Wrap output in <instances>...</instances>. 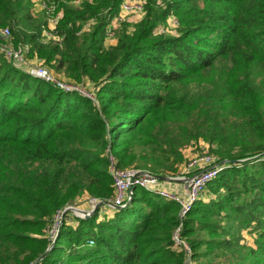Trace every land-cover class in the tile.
<instances>
[{
    "label": "trees",
    "instance_id": "16d2710c",
    "mask_svg": "<svg viewBox=\"0 0 264 264\" xmlns=\"http://www.w3.org/2000/svg\"><path fill=\"white\" fill-rule=\"evenodd\" d=\"M144 1L142 20L121 22L109 46L123 0H43L62 15L60 41L44 40L49 15L33 0H0L13 45L97 100L0 53V264H264V0ZM172 17L177 35L161 33ZM200 140L229 164L183 221L178 203L136 190L121 209L67 212L50 239L68 206L114 199L110 156L166 176ZM181 222L189 263L174 239Z\"/></svg>",
    "mask_w": 264,
    "mask_h": 264
},
{
    "label": "built area",
    "instance_id": "2783aa9c",
    "mask_svg": "<svg viewBox=\"0 0 264 264\" xmlns=\"http://www.w3.org/2000/svg\"><path fill=\"white\" fill-rule=\"evenodd\" d=\"M79 3L80 1H77V4ZM40 9L41 11H46L49 15L47 26L43 31L44 40L60 41V38L57 37L54 32L62 16L61 13L56 14L55 7L43 1ZM135 13L145 15V1L123 0L120 7L119 16L113 20L112 25L108 29V40L114 37V25L122 21L123 16ZM174 22H176V26H178L175 19ZM0 38H2L4 41L2 44H0V53L10 62H12L17 68L21 69L34 78L52 84L61 91L79 93L97 104L94 92L89 91L85 84H79L69 79L57 77L44 65V62L37 58L36 59L38 62L36 60L31 61L30 46L20 45L15 47L12 43V34L9 28H0ZM109 159L111 162L110 172L113 178V185L115 189L114 199L109 203H111L113 206L124 207L126 203L131 202L137 189H143L152 192L165 200L178 203L181 207L180 216L182 221L195 201L202 198L204 193L207 191L209 184L217 177L219 171L223 167V163H220L218 158L212 155L205 154L194 159L188 166V171L191 173V177L188 179L177 178L178 182H187L186 196H182L178 193L169 191L165 187H162L164 182L159 180L156 176L147 172H142L141 170L135 168L120 169L116 166V161L113 156H110ZM99 201L100 200L90 199L87 204H89L90 207H95ZM69 207L76 206H68L67 208ZM63 212H59L55 217L54 224L50 230L51 240H55L57 237V233L63 220ZM182 227L183 222L180 223V226L174 235V239L177 244L183 246L189 263L191 261L192 250L187 243L180 240Z\"/></svg>",
    "mask_w": 264,
    "mask_h": 264
},
{
    "label": "rangeland",
    "instance_id": "374dc122",
    "mask_svg": "<svg viewBox=\"0 0 264 264\" xmlns=\"http://www.w3.org/2000/svg\"><path fill=\"white\" fill-rule=\"evenodd\" d=\"M163 0H158L159 3H161ZM144 15L140 14V13H135V14H129V15H125L122 17V21H120L119 23L115 24L113 29L116 30L120 27V23L121 22H127L129 23L130 26V30L132 31L134 29V27L142 20ZM174 17L170 18V20L167 21L165 27L163 29L160 30L161 33H164L166 35H177V26H176V22H174ZM107 43L109 46H114L117 43V39L114 35V37L110 38L109 40H107ZM30 60H36L38 62V60L34 57H30ZM43 62V61H42ZM44 65L51 71L53 72L57 77L63 78V79H67L66 77H64L63 75L57 73L53 68H51V66H48L45 64ZM86 87L89 91H93V88L86 84ZM216 147L212 146L211 144H209L206 141L200 140L197 143H193L191 145H188L187 147H185L184 149H182V154H183V158L184 161L178 166L177 171L175 174H167L164 177L170 178V179H177V178H190L191 177V173L188 171V166L189 164L196 159L197 157H201L202 155L208 154V155H212L216 158H218V160H220V157L217 154L212 153V149ZM250 160V159H248ZM248 160H242L241 162H245ZM223 164H229L227 163L228 161L224 160L222 161ZM224 165V166H225ZM223 166V165H222ZM163 185L162 187L167 188L169 191L178 193L182 196H186V192H187V182L186 181H182V182H178V181H163ZM168 186V187H167ZM207 193L205 192L204 195L202 197H204V199H208L207 197ZM156 196L154 195V193L143 190V189H137L136 192V196L138 198H141L142 196ZM85 199H81L80 201H78L77 205H74L80 209H84L87 211H91L94 207H90L88 203V201H84ZM129 204V203H128ZM127 204V205H128ZM73 206V205H72ZM72 215L75 216V214L72 213ZM247 239L249 240V243H252L251 240V236L245 234Z\"/></svg>",
    "mask_w": 264,
    "mask_h": 264
},
{
    "label": "water",
    "instance_id": "95a60500",
    "mask_svg": "<svg viewBox=\"0 0 264 264\" xmlns=\"http://www.w3.org/2000/svg\"><path fill=\"white\" fill-rule=\"evenodd\" d=\"M159 180L161 181H178L177 179H170V178H167V177H164V176H156ZM105 205H109L110 207H113L115 209H121V207H118V206H113L111 203L109 202H105V201H99L94 209L92 211H87V210H84V209H80L78 207H69V208H66L63 212V216L67 213V212H73L75 214V216L77 217H80V218H85V219H89L90 217H92L93 215L96 214V212L98 211V209L100 207H103ZM50 250V249H49ZM38 264V263H36Z\"/></svg>",
    "mask_w": 264,
    "mask_h": 264
},
{
    "label": "crops",
    "instance_id": "0c3cea01",
    "mask_svg": "<svg viewBox=\"0 0 264 264\" xmlns=\"http://www.w3.org/2000/svg\"><path fill=\"white\" fill-rule=\"evenodd\" d=\"M42 1L43 0H33V2L35 3L36 11H40L41 10L40 7H41V4H42Z\"/></svg>",
    "mask_w": 264,
    "mask_h": 264
}]
</instances>
